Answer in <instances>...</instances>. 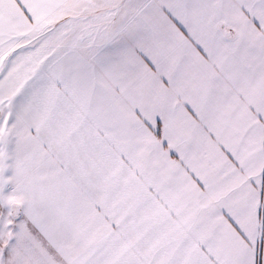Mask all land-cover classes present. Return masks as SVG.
Instances as JSON below:
<instances>
[{"label":"snow or ice","instance_id":"6c2138e0","mask_svg":"<svg viewBox=\"0 0 264 264\" xmlns=\"http://www.w3.org/2000/svg\"><path fill=\"white\" fill-rule=\"evenodd\" d=\"M0 264H264V0H0Z\"/></svg>","mask_w":264,"mask_h":264}]
</instances>
